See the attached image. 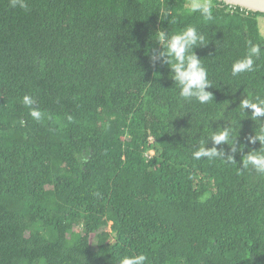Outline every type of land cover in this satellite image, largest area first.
I'll list each match as a JSON object with an SVG mask.
<instances>
[{"label": "trees", "instance_id": "obj_1", "mask_svg": "<svg viewBox=\"0 0 264 264\" xmlns=\"http://www.w3.org/2000/svg\"><path fill=\"white\" fill-rule=\"evenodd\" d=\"M212 2L205 21L189 0H0V264H264V174L242 165L264 117L239 107L264 99V14ZM187 26L206 103L152 59ZM249 40L261 55L234 76Z\"/></svg>", "mask_w": 264, "mask_h": 264}, {"label": "clouds", "instance_id": "obj_2", "mask_svg": "<svg viewBox=\"0 0 264 264\" xmlns=\"http://www.w3.org/2000/svg\"><path fill=\"white\" fill-rule=\"evenodd\" d=\"M12 6H19L26 9L24 0H12ZM214 4L212 0H189L187 5L188 14L199 13L205 21H212ZM164 17L169 16L167 9L163 10ZM156 40L162 44V51L152 55L153 61L157 55L164 59L171 69L172 79L175 84L180 87L179 95L185 100L195 98L200 103H206L213 99V95L206 89L211 88L208 80L206 68L202 65L201 59L197 57L194 49L197 47L206 46L205 36L197 30L195 26H187L178 33L169 35L166 31H159ZM262 52V45L253 43L251 40L247 42V52L242 59L237 60L232 65V74L238 75L244 72L254 70L255 61ZM23 103L26 106L35 104V100L31 96H24ZM239 107L244 110L251 109L252 117H264V99H256L252 102L248 98L241 100ZM30 115L39 121L42 117L40 110L33 108ZM230 129L218 131L212 135L214 145L221 143H229L232 141L229 136ZM251 143L259 141L261 148L264 147V127L261 128L259 135H254L249 138ZM222 155L217 152V149L205 150L201 147L193 153L194 158L200 159L207 157L212 159ZM242 165L245 169L251 167L259 174H264V152L251 151L242 159ZM147 257L144 254L125 256L121 259L120 264H145Z\"/></svg>", "mask_w": 264, "mask_h": 264}, {"label": "water", "instance_id": "obj_3", "mask_svg": "<svg viewBox=\"0 0 264 264\" xmlns=\"http://www.w3.org/2000/svg\"><path fill=\"white\" fill-rule=\"evenodd\" d=\"M228 6L239 7L252 13L264 14V0H218Z\"/></svg>", "mask_w": 264, "mask_h": 264}, {"label": "rangeland", "instance_id": "obj_4", "mask_svg": "<svg viewBox=\"0 0 264 264\" xmlns=\"http://www.w3.org/2000/svg\"><path fill=\"white\" fill-rule=\"evenodd\" d=\"M257 22H258L260 34L264 37V17H258ZM150 154H152V152H150ZM91 241L93 243V239Z\"/></svg>", "mask_w": 264, "mask_h": 264}]
</instances>
